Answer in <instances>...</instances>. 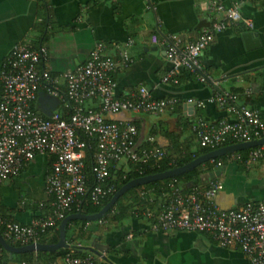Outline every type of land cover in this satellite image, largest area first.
I'll list each match as a JSON object with an SVG mask.
<instances>
[{"label":"crops","instance_id":"obj_1","mask_svg":"<svg viewBox=\"0 0 264 264\" xmlns=\"http://www.w3.org/2000/svg\"><path fill=\"white\" fill-rule=\"evenodd\" d=\"M208 1L43 0L46 24L40 32L37 0H0V66L10 48L24 41L46 49L47 65L53 74L71 72L86 59L95 42L104 44L108 55L114 54V49L125 51L131 63L115 73L113 96L125 99L138 87H144L152 98L173 97L181 101V119L177 121L168 111L154 116L157 120L151 123L140 117L147 115L143 113H118L106 115L105 119L134 120L140 127L139 145H150L146 140L151 138L154 145L172 153V143L184 146L191 139L189 131L181 129V122L189 120L193 124L200 120L214 126L234 117L206 102L214 90L233 91L237 105L264 114V3L261 0H219L224 7L236 6L241 19L249 20L252 28L229 23L213 36L198 59V73L204 82L188 72L182 74L176 86L161 82L169 67L164 57L165 38L175 36L182 43L194 41L200 30L217 18L208 10ZM187 100L202 101L204 105L186 110ZM50 102L52 98L39 94L35 107L41 112L42 108L50 109ZM52 106L60 110L56 103ZM86 106L96 108L93 101ZM49 160L48 156H36L15 179L0 183V214L24 225L46 214L49 199L43 193V180L49 171ZM212 177L222 180V190L215 197L220 209L235 210L249 201H264V167L258 162L242 167L224 161L219 172L213 170L202 179V184ZM163 203L156 202L152 213L156 214ZM39 204L43 206L38 207ZM78 227L70 225L68 235L73 242L68 246L91 255L94 264H246L237 248L218 247L206 234L153 231L150 221L143 218L127 217L115 225L107 221L92 222L82 226L80 232ZM32 253L34 259L36 252ZM11 256L7 254L8 261L2 264H17L9 261Z\"/></svg>","mask_w":264,"mask_h":264},{"label":"built area","instance_id":"obj_2","mask_svg":"<svg viewBox=\"0 0 264 264\" xmlns=\"http://www.w3.org/2000/svg\"><path fill=\"white\" fill-rule=\"evenodd\" d=\"M208 10L217 18L201 29L194 41L182 43L175 36L165 38L164 57L169 67L161 78L163 84L176 85L180 71L195 72L197 80L204 82L198 73V59L213 36L229 23L252 28L249 20L241 19L236 6L224 7L219 0H209ZM151 40L155 41L154 36ZM105 48L104 44L95 42L81 64L62 74L50 72L43 46L33 48L27 41L13 45L4 57L0 66V183L15 179L36 156L51 158L43 180V193L49 199L46 214L34 218L28 225L10 221L0 214L1 236L10 244L38 243L40 235L55 228L84 195L93 206L111 196L115 189L105 183L111 167L129 163L153 168L165 158L166 152L153 145L151 138L146 140L148 147L137 145V130L130 120L110 121L105 116L118 113L159 116L171 110L177 99L152 98L144 87H138L129 98H115L114 75L127 68L131 59L118 49L108 55ZM39 94L55 99L60 110L53 109L48 116L43 115L35 107ZM236 100V94L229 91L214 90L208 97L207 103L234 117L214 126L200 120L193 123L191 131L199 147L213 151L224 147L221 145L225 141L233 145L264 137V114L237 105ZM92 101L96 109L86 106ZM193 103L196 107L204 105L202 101ZM87 139L94 142L90 156L94 184L89 191L84 173L85 153L90 149ZM226 155L227 162H238L244 167L258 162L264 167V145L248 149L244 158L236 152ZM209 161L213 167L222 164ZM165 187L170 193L156 214L148 210L138 214L136 209L130 213L150 221L153 231L206 234L218 247L237 248L246 264H264V201H249L235 210L220 209L215 197L222 190V184L213 177L186 193L176 189L173 182ZM147 192L143 190L139 194L142 197ZM99 219L96 220L99 224L106 222ZM31 264H94V258L89 254L65 253L56 260Z\"/></svg>","mask_w":264,"mask_h":264},{"label":"trees","instance_id":"obj_3","mask_svg":"<svg viewBox=\"0 0 264 264\" xmlns=\"http://www.w3.org/2000/svg\"><path fill=\"white\" fill-rule=\"evenodd\" d=\"M37 8L39 10V18H40V24L38 27V30L43 32L45 29V24H46V6L44 5L43 0H37ZM33 47V46H32ZM35 48V47H33ZM187 73V71H180L178 75H176V79L178 85L182 79V74ZM193 76H196L197 74L190 73ZM189 75V76H191ZM173 85V86H176ZM234 93L233 91H231ZM129 98V97H128ZM96 109V108H95ZM180 109H181V101L177 100V103L172 107L171 110H168V112L172 115H175L176 120L180 121ZM136 128L137 130V138H138V133L140 130V127L137 122H134V120L130 121ZM191 126L192 122L189 120H186L184 122H181L180 127L182 130H188L189 131V136H190V141L188 142L189 144H185L184 146H179L176 142L175 144L172 143V153L166 152L165 158L160 160L159 162L156 163V166L153 168H150L148 165L145 164H136L132 165L129 163L126 164H120L117 167H111L108 172V177L106 180V185L111 184L113 185L115 191L114 193L124 184H126L128 181L138 178V177H144L148 175H153L156 173H161L165 172L168 170H171L176 167H180L182 165H185L192 161L193 159L197 158L200 155H203L210 151L207 148H201L198 146L197 141L195 139V136L193 132L191 131ZM137 140V139H136ZM87 143L90 145V149L86 151L85 153V176L87 179L86 185H87V190L93 186L94 180L90 174V156L92 154V148L94 147V142L92 139H87ZM230 141H225L221 146H228L230 145ZM137 145L140 147H148L149 145H139L137 142ZM154 145V144H153ZM157 146V145H156ZM247 153V150L236 152V154L241 155L242 158L245 157ZM227 155L217 157L213 159V162L220 161L224 164V161L226 160ZM51 161V158L49 160V163ZM236 165L242 166L240 163L235 162ZM214 164H211L210 161H206L205 163L197 166L196 168L179 175L174 178L170 179H165V180H160V181H155L143 186L135 187L132 188L128 191H126L118 200L117 202L99 219V220H105L109 223L112 224H119L121 221H123L127 217L131 218H140L141 216H134V213H130V211L133 209L137 210V213L140 214L139 212L141 211H153V207L156 202H159L160 204L165 202L166 197L170 193L168 189L165 187V185L168 182H173V185L176 189L181 191L182 193L188 192V190L194 186H199L202 183L203 178H207V176H210L212 171L219 172V169L222 167V164L220 167H213ZM134 169L140 171L141 173L138 174L137 172L134 171ZM143 190H147V194L144 196H140V192ZM113 193V194H114ZM112 194V195H113ZM111 195V196H112ZM111 196L105 197L104 199L101 200L100 204L97 206H93L90 204L88 201L87 195H84L80 197L79 199V204L78 205H72L70 207V210L66 213L67 215L75 214V213H80L83 215H93L96 212H98L110 199ZM150 200V201H149ZM48 211V210H47ZM137 214V215H138ZM2 215V214H1ZM97 222V221H94ZM59 223V222H58ZM57 223V225H58ZM92 223V222H90ZM77 224L79 227L77 228V231L80 232L82 226L86 224L85 221H70L67 223L64 227V240L68 244L72 243V239L69 238L68 232H69V227L70 225ZM57 225L53 229H48V231L42 235H40L38 243L40 244H54L57 239H58V230H57ZM77 232V233H78ZM0 234L2 235V231L0 229ZM78 235V234H77ZM4 239V238H3ZM9 245L13 247H20L18 244H10L7 242ZM65 253H71L73 256H83L86 255L85 252H77L73 250L70 246L66 249H59L53 253H40L36 252L34 255L36 257L33 259V253H23V254H12V258L9 259V261H16L17 264L19 263H26V264H31L36 259L42 260L41 262H44V260H56L60 258L62 255ZM8 261L7 259V253L0 250V264L2 262L6 263ZM3 263V264H4Z\"/></svg>","mask_w":264,"mask_h":264},{"label":"water","instance_id":"obj_4","mask_svg":"<svg viewBox=\"0 0 264 264\" xmlns=\"http://www.w3.org/2000/svg\"><path fill=\"white\" fill-rule=\"evenodd\" d=\"M53 102L51 103L50 109L49 108H42L41 112L45 115L48 116L50 114V111L53 109L52 104L56 103V100L52 98ZM194 106V103H188L187 105L184 106V109L190 110ZM264 145V137L255 140V141H250V142H245V143H238V144H233V145H228L224 147H220L218 149H215L213 151H209L203 155L198 156L197 158L193 159L189 163L182 165L180 167L173 168L171 170L161 172V173H156L153 175H148L144 177H139L132 179L128 181L126 184L121 186L107 201V203L95 214L93 215H83L80 213L76 214H71L65 216L62 220L57 225V230H58V239L54 244H29L25 246H20V247H13L9 245L1 236L0 234V249L4 252H6L9 256L12 254H22V253H32V252H42V253H53L59 249H66L69 246L65 243L64 240V227L67 223L70 221H85V222H94L98 220L100 217H102L116 202L117 200L128 190L143 186L155 181H160V180H165V179H170L177 177L179 175H182L197 166L205 163L206 161L213 160L217 157L224 156L226 154L230 153H235V152H240L244 150L251 149L256 146H261ZM73 250L75 247H71ZM93 254H97L95 251L90 250Z\"/></svg>","mask_w":264,"mask_h":264},{"label":"rangeland","instance_id":"obj_5","mask_svg":"<svg viewBox=\"0 0 264 264\" xmlns=\"http://www.w3.org/2000/svg\"><path fill=\"white\" fill-rule=\"evenodd\" d=\"M140 117H142V118H144L145 120H147L148 122H155L156 120H157V117H154V116H151V115H140ZM230 169V168H229ZM227 170L228 172L230 171V170ZM226 171V172H227ZM236 175H241L242 177H243V174L241 173V172H237V171H235L234 172ZM222 181V180H221Z\"/></svg>","mask_w":264,"mask_h":264}]
</instances>
